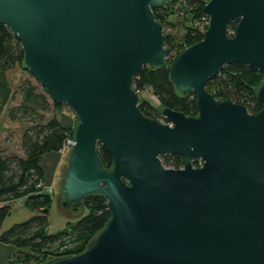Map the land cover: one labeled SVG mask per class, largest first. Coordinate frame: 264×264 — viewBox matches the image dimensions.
I'll list each match as a JSON object with an SVG mask.
<instances>
[{
    "label": "water",
    "instance_id": "water-1",
    "mask_svg": "<svg viewBox=\"0 0 264 264\" xmlns=\"http://www.w3.org/2000/svg\"><path fill=\"white\" fill-rule=\"evenodd\" d=\"M163 2L0 0V23L20 41L23 66L77 119L62 206L99 193L110 210L80 253L47 264H264V77L257 113L206 89L231 63L264 74V0L204 4V37L168 66L175 88L195 93L197 115L162 107L167 123L143 114L132 86L144 67H167L152 11ZM169 154L184 165L164 166Z\"/></svg>",
    "mask_w": 264,
    "mask_h": 264
},
{
    "label": "trees",
    "instance_id": "trees-1",
    "mask_svg": "<svg viewBox=\"0 0 264 264\" xmlns=\"http://www.w3.org/2000/svg\"><path fill=\"white\" fill-rule=\"evenodd\" d=\"M203 6V0H164L160 6L152 9L156 20L163 27L165 45L170 50L167 67H144L134 76L132 82L138 94L144 88H149L158 97L162 107L183 112L188 116L197 115L195 93L181 94L169 79L168 66L183 49L204 37L207 19L205 18L203 26H200V22L207 15L203 12ZM181 8L191 13L192 22L184 26L181 41L188 45L184 48L175 45L173 37L166 32L168 27L180 26L179 23L170 22L168 17ZM236 23L229 24V35L233 34ZM23 56L20 41L7 26L0 23V116L5 114L11 122H27L20 134L19 147L22 154L0 148V242L12 244L18 249L12 259L29 262L48 256L47 264L55 259L80 253L91 237L101 229L110 216V210L103 195L93 194L87 196L76 209L63 207L68 217L76 219L74 222H68L66 228L56 233L45 231L52 196L42 188L43 168L40 160L44 153L59 149L67 137L73 138L74 131L61 124L56 116L48 115L55 107L66 104L58 105L51 100L44 88L23 66ZM16 67L22 69L24 77L13 90L8 72ZM263 77L264 74H258L247 65L231 63L224 65L207 82L206 89L216 98L243 104L250 113H257L262 105L256 100L255 93ZM15 95L19 97V101L12 104ZM138 107L147 117L157 120L160 116L144 99H141ZM97 153L102 166L110 169L112 157L100 144L97 145ZM161 161L170 168L177 169L184 165L183 156L178 154L163 155ZM19 198L23 199L26 207L36 211V214L1 230L4 219L10 214V203ZM26 247L30 249L29 252L21 251Z\"/></svg>",
    "mask_w": 264,
    "mask_h": 264
},
{
    "label": "rangeland",
    "instance_id": "rangeland-1",
    "mask_svg": "<svg viewBox=\"0 0 264 264\" xmlns=\"http://www.w3.org/2000/svg\"><path fill=\"white\" fill-rule=\"evenodd\" d=\"M191 13L181 8L180 10L174 12L169 15L168 20L173 23H179L180 26H176L175 28H166V32L170 33L173 37V42L175 45H180V48H184L188 46L186 43L181 41L182 35L184 33V26L192 24L191 22ZM205 20L202 18L200 22V26H203ZM197 25V24H195ZM24 77V73L20 67H16L8 72V78L11 82V86L13 90L16 89L20 80ZM139 96L141 99L146 100L153 106L158 114V121L161 123H167V121L161 116L160 110L162 108L158 97L153 94V92L149 88H144L139 92ZM19 101V97L15 95V100L12 104H15ZM49 116H56L59 122L65 126H69L72 131L77 123V119L74 115V112L66 105L61 107H55L51 110ZM27 124L26 121H18L11 122L7 119L5 114L0 116V148H3L10 152L21 153L19 143H20V134L23 126ZM70 137H67L62 146L54 150L52 152L44 153L41 157L40 164L43 168V179L45 180V185L42 181L43 190L50 193L52 196V203L47 213V226L45 231L47 233H56L67 227L68 222H74L75 218L68 217L61 204V188L60 182L69 158V153L71 150V146L68 143ZM58 161L59 164V173L60 180L54 189L51 182V178L53 176L54 170L56 169ZM195 166H198L199 163H194ZM81 210V209H80ZM86 211V209L84 210ZM70 215V212H68ZM36 214V211L31 210L30 208L24 205L23 199L19 198L13 200L10 203V214L4 219L1 230H5L9 228L11 225L15 223L23 222L29 219L32 215ZM23 252H29L30 249L28 247L21 249ZM18 253V249L12 244H5L0 242V264H45L49 261V257H41L38 260H31L29 262H22L20 260L12 259L13 255ZM8 259H11L8 261Z\"/></svg>",
    "mask_w": 264,
    "mask_h": 264
},
{
    "label": "crops",
    "instance_id": "crops-1",
    "mask_svg": "<svg viewBox=\"0 0 264 264\" xmlns=\"http://www.w3.org/2000/svg\"><path fill=\"white\" fill-rule=\"evenodd\" d=\"M59 164H60V162L58 161L57 166H56V169L54 170L53 176L51 178L50 184H52V186H53L52 189H54L56 187V185L58 184V182L60 180V178H59L60 177L59 169H57V168H59ZM43 183L45 185V180L44 179H43ZM9 260H10V263H11V259H8V261Z\"/></svg>",
    "mask_w": 264,
    "mask_h": 264
},
{
    "label": "built area",
    "instance_id": "built-area-1",
    "mask_svg": "<svg viewBox=\"0 0 264 264\" xmlns=\"http://www.w3.org/2000/svg\"><path fill=\"white\" fill-rule=\"evenodd\" d=\"M204 4H206L208 2V0H203ZM205 18L207 19V21L205 20ZM204 20L208 23V16L204 17ZM72 140L73 138H70V140H68V143L70 144V146L72 145Z\"/></svg>",
    "mask_w": 264,
    "mask_h": 264
}]
</instances>
